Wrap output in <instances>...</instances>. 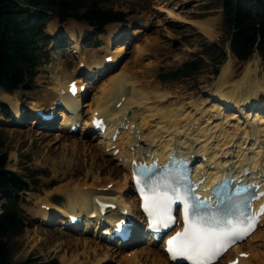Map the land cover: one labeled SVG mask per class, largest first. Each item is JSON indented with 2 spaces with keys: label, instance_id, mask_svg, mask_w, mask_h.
Returning a JSON list of instances; mask_svg holds the SVG:
<instances>
[{
  "label": "bare ground",
  "instance_id": "obj_1",
  "mask_svg": "<svg viewBox=\"0 0 264 264\" xmlns=\"http://www.w3.org/2000/svg\"><path fill=\"white\" fill-rule=\"evenodd\" d=\"M153 8L165 16L164 24L154 21L160 28L168 23L182 24L209 41L218 37V17L193 19L189 16L193 11L182 12L179 5L169 9L165 3ZM144 21L148 23L136 29L139 34L152 26L150 18ZM48 32L54 34L58 29ZM115 33L117 31L110 32L104 38V46L100 49L102 56L91 53L88 58L81 59L79 39L66 30L63 35L68 38L67 44H73L72 50L77 55L78 65L82 63V70L69 73L64 65L59 66L50 77V84L44 87V95L39 98L42 100L30 102L27 108L29 115L38 109L48 113L59 107L56 112L59 122L54 127L43 123L42 132H37L32 128L37 129L38 119L32 117L29 128L17 131L19 138L14 136V129L8 132L11 139H16L15 146L24 137L30 146L40 142L47 153L60 149L62 155L67 156L63 161L53 162L40 152L35 154L33 163L48 166L52 172L50 178H59L61 183L37 198L38 209L29 210L27 214L37 222V227L45 228L55 222L57 228L67 234L51 249L63 252L60 264H172L164 253V241L156 244L143 232L146 225L134 197L131 167L140 162H162L168 152L177 150L190 159L195 158L193 177L196 182L202 180L198 191L211 188L228 167L232 179L250 177L249 184L262 194L254 210L264 206V105L259 107L257 103L264 97L263 64L257 51L239 64L228 51L218 76L213 80L212 77L201 79L198 90L191 91L190 86L184 85L162 87L154 80L157 63L148 61L157 55L158 43H135L132 50L124 45H115L112 49ZM165 35L171 38L170 34ZM127 54H132L133 60L122 61L115 68L114 63H119ZM107 58L110 62H106ZM71 82L77 88L85 87L84 93L72 98L67 91ZM86 93H89L88 98ZM9 95L5 93L1 97L11 111H15L14 118L6 121L0 115V123L23 118L21 112L25 108L16 96ZM79 97L85 101L79 103ZM20 107L24 108L21 112ZM94 121L104 126L103 132L94 130ZM79 123V131L73 133L72 127ZM9 160L18 163L17 150L9 153ZM81 165L84 173L80 177H67ZM54 194L63 197L62 209L42 212L41 206L43 210L51 207ZM100 203L113 205L115 210L106 209L101 215ZM73 216L81 218L78 226L68 223ZM124 217L133 228L128 244L118 238H108L114 223ZM102 221L105 224L102 225ZM104 232L107 234L103 235ZM32 234L26 236L30 251L45 241L37 231ZM214 264H264V215L258 218L249 236Z\"/></svg>",
  "mask_w": 264,
  "mask_h": 264
},
{
  "label": "rangeland",
  "instance_id": "obj_2",
  "mask_svg": "<svg viewBox=\"0 0 264 264\" xmlns=\"http://www.w3.org/2000/svg\"><path fill=\"white\" fill-rule=\"evenodd\" d=\"M164 3L165 5H168L169 9L178 8L179 5L181 8L179 10L182 12L193 11L189 13V16L193 19L201 20L205 18L213 19L218 17L216 18L219 20V25L216 29L218 37L213 41H209L197 33L194 29L190 28L188 25L168 23L164 26L165 28H160L157 26V24L154 25V21L157 20L164 24L165 16L163 17L162 15H159V13L153 8L156 7V5ZM102 6L106 9L123 13L125 15V21L122 23L109 24L105 27L102 34H98L96 36L93 35L94 31H92V28L88 27L84 23L78 22L74 19H68L65 22H59L56 18L49 17L44 29V34L46 37L45 41L38 43L39 49L37 50V54L40 56V58L33 83L26 84L15 92L8 93L10 94L9 96H16L15 98H17L18 102L22 104V107L25 109L23 108L24 112L22 113V107L19 108V111L23 116L22 119L15 122L12 121L10 123H0V154L7 155V168L22 176L25 181L30 184V189L21 195L20 202V209L26 220V227L21 234L12 238L8 243L12 264H20L26 260L36 261L38 264L55 260L58 264H60L59 257L63 252L61 251L56 253L51 249H53L52 246H56L58 243H60L59 241L66 238L67 236L65 232H62L57 228L55 222H53L51 225H47L45 228L41 226L37 227V222L31 219L27 214L29 210L34 208L38 209V205L35 203L37 198H41L45 193L50 192L61 183L59 178H50L52 172L48 166H39L33 163L35 154L38 155L40 152V154L44 155L46 158H49V160L53 162L63 161L67 158V156L62 155L60 149L53 150L51 151L52 153H47L44 144L40 142L30 146L28 139L24 137H21V141L17 146H15L14 143L16 139L14 137V139H11V136H9L8 133L9 130L14 129V136L19 138L17 136V131H23L29 128L28 125L31 123V118L34 116V114H30V112L29 115L27 114L29 111L27 108L30 107L29 103H38L40 100H42V98L39 99L42 97V95H44V92L42 91L45 86L50 84L48 83L49 79L57 72L56 69L59 66L64 65L69 73L82 70V63L78 65L79 61L77 55L74 54L72 50L73 44H67L68 38L63 35L66 30L73 32L79 39L81 52L86 55L83 56V54H81V59L88 58V55L91 53H95L98 57L102 56L103 53L100 49H102L101 47L104 46V38H106L110 32L113 33L114 31H117V33L114 35L116 42L112 49L115 47V45H124L127 48L129 46V49L131 48L130 50H132V44L135 43L144 45L149 41L157 42V47L159 48H157V55L148 60L157 63L154 71L155 83L162 87L170 88H174L179 85L190 86L191 91L199 89V81L201 79L208 77H212V80L215 79L220 73L221 66L227 58L228 51L230 52V29L226 26L223 19L221 0H108L107 2L103 3ZM149 18L152 26H149L150 28H146L142 34H139L137 32L138 30L136 29L140 28L142 24L146 25L148 22H145L144 20ZM53 28H57L58 32L54 34L49 33L48 30H52ZM135 32L138 33V35H135ZM165 34H170L171 38L166 37ZM135 36H137V38ZM127 42L129 43L128 45L126 44ZM219 49H222L225 52V57L223 60H220L218 57ZM132 60L133 55L127 54L122 58V60L119 61V63L117 62L118 64L114 63L116 64L115 68H118V66L122 64V61L131 62ZM191 60H198L201 63V70L190 78L180 79L175 71L180 68L182 64ZM238 62L239 61H237V63ZM217 64L218 67L216 66ZM262 64L264 78V63ZM86 80L87 82H90L88 79ZM39 81H43L41 85L39 84ZM5 93L6 92L2 90L0 91V102L7 106L1 97V94ZM86 94L88 98L89 93ZM261 100H263V104H260V102H262ZM257 103L259 107L263 106L264 97ZM8 109L11 113L8 117L2 115L0 112V115L3 116L6 121L12 120L14 118L13 113L15 111L12 112V108L9 107ZM24 117L25 122H23ZM38 123L39 125L37 126V129L39 130L35 128L32 129L37 132H42L40 131L41 128H43L41 124L42 122ZM56 124L57 123L54 122L49 125L54 127ZM79 124L77 125V130L75 133L79 131L81 126V124ZM77 136L78 135L74 137ZM12 150H17L19 153V161L16 164L9 160V153ZM83 173L84 167L81 165L75 170L72 176L67 177L78 178ZM51 198H53L51 199V207H47L46 210H43L41 206L42 212H48V210L52 209L60 211L62 209L64 204L63 197L54 194ZM2 200L3 199L0 198V205L3 202ZM52 203L57 206H53ZM59 206H61L60 209L58 208ZM36 231L45 241H43L38 246V248L30 251L29 247L26 245V236L28 234L31 235Z\"/></svg>",
  "mask_w": 264,
  "mask_h": 264
},
{
  "label": "trees",
  "instance_id": "obj_3",
  "mask_svg": "<svg viewBox=\"0 0 264 264\" xmlns=\"http://www.w3.org/2000/svg\"><path fill=\"white\" fill-rule=\"evenodd\" d=\"M107 1L0 0V91L12 93L33 83L40 58L38 43L45 41L49 17L59 22L74 19L84 23L92 28L94 36L102 34L109 24L124 22L123 13L102 6ZM221 5L224 22L230 29L232 56L244 62L257 50L264 63V0H221ZM218 57L224 59L222 49L218 50ZM200 70L201 63L191 60L175 73L186 79ZM0 112L10 116L8 107L1 102ZM29 189L30 184L22 176L7 168V155L0 154V264H12L8 243L26 227L20 202L21 195ZM20 264L38 263L26 260ZM39 264L58 263L52 260Z\"/></svg>",
  "mask_w": 264,
  "mask_h": 264
},
{
  "label": "snow or ice",
  "instance_id": "obj_4",
  "mask_svg": "<svg viewBox=\"0 0 264 264\" xmlns=\"http://www.w3.org/2000/svg\"><path fill=\"white\" fill-rule=\"evenodd\" d=\"M144 187L152 193L151 197L145 196V211L149 214L150 223L153 226H170L174 222L171 210L175 201L166 192L160 193L157 184H145ZM175 199L183 201L185 227L167 242V250L174 260L180 257L191 261V264H212L227 247L250 234L257 222V217L239 211V205H236L238 213L235 215L231 210L205 214L201 211L202 203L198 197L192 196L193 203L179 195ZM259 214L264 215V207Z\"/></svg>",
  "mask_w": 264,
  "mask_h": 264
},
{
  "label": "water",
  "instance_id": "obj_5",
  "mask_svg": "<svg viewBox=\"0 0 264 264\" xmlns=\"http://www.w3.org/2000/svg\"><path fill=\"white\" fill-rule=\"evenodd\" d=\"M230 45V44H229ZM230 50V49H229ZM255 51H257V50H255ZM258 52V51H257ZM261 58V57H260Z\"/></svg>",
  "mask_w": 264,
  "mask_h": 264
}]
</instances>
